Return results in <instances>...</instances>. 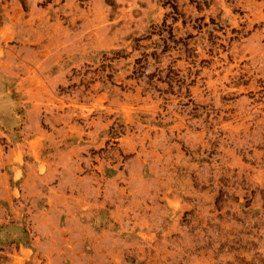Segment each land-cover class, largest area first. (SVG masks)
Wrapping results in <instances>:
<instances>
[{
	"label": "rangeland",
	"instance_id": "obj_1",
	"mask_svg": "<svg viewBox=\"0 0 264 264\" xmlns=\"http://www.w3.org/2000/svg\"><path fill=\"white\" fill-rule=\"evenodd\" d=\"M0 264H264V0H0Z\"/></svg>",
	"mask_w": 264,
	"mask_h": 264
},
{
	"label": "crops",
	"instance_id": "obj_2",
	"mask_svg": "<svg viewBox=\"0 0 264 264\" xmlns=\"http://www.w3.org/2000/svg\"><path fill=\"white\" fill-rule=\"evenodd\" d=\"M9 138H10V137H9ZM10 141H11V140H10ZM28 153L31 154L30 151H29ZM9 185H11V184H9ZM3 187H7V188H3ZM1 191H2V194H1L2 196L5 195L4 193H8V192H10L9 187H8V186H5V185L2 186ZM3 192H4V193H3ZM9 197H11V196H9Z\"/></svg>",
	"mask_w": 264,
	"mask_h": 264
},
{
	"label": "bare ground",
	"instance_id": "obj_3",
	"mask_svg": "<svg viewBox=\"0 0 264 264\" xmlns=\"http://www.w3.org/2000/svg\"><path fill=\"white\" fill-rule=\"evenodd\" d=\"M18 12H20V11H18ZM4 35H6V34H4Z\"/></svg>",
	"mask_w": 264,
	"mask_h": 264
}]
</instances>
